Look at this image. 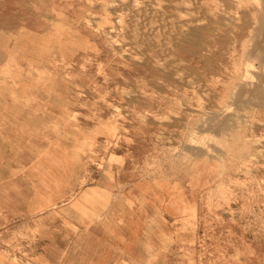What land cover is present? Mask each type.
Segmentation results:
<instances>
[{"label":"rangeland","instance_id":"rangeland-1","mask_svg":"<svg viewBox=\"0 0 264 264\" xmlns=\"http://www.w3.org/2000/svg\"><path fill=\"white\" fill-rule=\"evenodd\" d=\"M262 2L0 0V264H91L139 208L141 264H264ZM53 18L73 40L37 80L13 37Z\"/></svg>","mask_w":264,"mask_h":264},{"label":"crops","instance_id":"crops-1","mask_svg":"<svg viewBox=\"0 0 264 264\" xmlns=\"http://www.w3.org/2000/svg\"><path fill=\"white\" fill-rule=\"evenodd\" d=\"M71 205L66 207V211L68 215L70 214L71 216H74V219H97V216L92 212L83 214L73 211L70 208ZM112 210L113 213H106L105 216L107 219L105 221H111L113 217L117 215L115 208ZM148 220L150 219H147V213L143 212L141 208L123 214V222L120 225L116 224L115 226L112 243H108L106 251L100 247L98 248V246L96 247V245L94 244V246L91 247L92 250L90 251L89 263L91 262V264H108L110 262L111 256L107 255V249H110V251H112V255L114 257H116L115 255L118 253H123L126 255L129 261L131 260L136 264L144 263V261H142L141 259L142 253H144L146 247L145 238L148 236ZM104 226L106 225L104 224ZM159 232L160 230H154V234H152V236H160ZM90 235L92 240H94L95 236L93 235V233H91ZM94 243H96V241H94ZM57 258L58 261L54 262V264H75V260L71 259V256L66 257L64 261L62 260V262L60 261L61 256Z\"/></svg>","mask_w":264,"mask_h":264},{"label":"bare ground","instance_id":"bare-ground-1","mask_svg":"<svg viewBox=\"0 0 264 264\" xmlns=\"http://www.w3.org/2000/svg\"><path fill=\"white\" fill-rule=\"evenodd\" d=\"M262 1V0H261ZM257 2V1H256ZM263 3V2H262ZM258 4H260V1H259V3ZM264 4V3H263ZM260 5H262V4H260ZM196 6V5H195ZM258 6V5H257ZM263 7V6H262ZM258 9V8H257ZM56 11V10H55ZM58 12V11H57ZM262 12L264 13V10H262ZM73 13H75V12H73ZM82 13V12H81ZM162 13V12H161ZM259 13V12H258ZM261 13V12H260ZM259 13V14H260ZM80 14V13H79ZM78 14V15H79ZM59 15H60V13H59ZM262 15H264V14H262ZM62 16H64V15H62ZM259 16V15H258ZM60 17V16H59ZM263 17V16H262ZM200 18V17H199ZM78 19V18H77ZM191 19H193V18H191ZM261 19V18H260ZM259 19V20H260ZM263 19V18H262ZM258 20V21H259ZM204 21V20H203ZM166 22V21H165ZM263 22V21H262ZM261 22V23H262ZM49 26L47 27V30H46V35L44 36V37H40V36H38L37 34H35V33H30V32H28V31H26V32H23V31H21V33H17V34H15L14 35V39L15 40H41L40 42H35L34 43V48H35V50H34V54H33V56L32 57H30V59H29V65H30V67H31V71H32V73H33V76L35 77V79H41L42 78V74H40V72H42L41 70H42V67H43V65H45L44 64V62H46V63H48L49 64V59H51V56H58V54H60V55H65V53H64V51L62 52V50L60 49L61 47H62V44H63V40H73V39H70V38H67V35L68 34H72V31H70V27H68V25L67 24H65V23H63V22H61V21H59L57 18H53V19H51L50 21H49ZM162 25V24H161ZM258 25H259V23H258ZM167 26V25H166ZM169 26V25H168ZM199 26V25H198ZM261 26V25H260ZM255 27H257V26H255ZM155 28V27H154ZM176 28V27H175ZM264 28V27H263ZM153 30V29H152ZM177 30V29H176ZM178 32V31H177ZM175 34V33H174ZM180 34V33H179ZM73 35H76V34H73ZM253 35H255V37L256 38H258V41L259 40H264V31L262 30V29H260L259 27H258V29L254 32V34ZM173 38V37H172ZM169 39V38H168ZM175 39V38H174ZM255 39V38H254ZM42 40H54L53 42H44V41H42ZM166 40V39H165ZM252 40V39H251ZM257 40V39H256ZM160 41H161V39H160ZM256 43V45H257V48H258V44H257V41H255ZM260 43V42H259ZM263 43V42H262ZM260 46H261V44H260ZM259 46V49L261 48ZM262 46H264V45H262ZM256 47V46H255ZM245 48V47H244ZM57 49H60V52L59 51H57L56 52V50ZM254 50V49H253ZM163 52V51H162ZM247 52V51H246ZM192 53V52H191ZM261 54H263L262 53V51H261ZM246 55V54H245ZM258 55V54H257ZM177 56V55H176ZM243 56H244V53H243ZM247 56V55H246ZM114 57H115V55H114ZM174 57V56H173ZM248 57V56H247ZM254 57V56H253ZM257 57V56H256ZM259 57H260V55H259ZM49 58V59H48ZM178 58V57H177ZM249 58V57H248ZM251 58H252V56H251ZM261 58H264V57H261ZM261 58L259 59V60H261ZM176 59V58H175ZM174 59V60H175ZM257 59V58H256ZM52 60V59H51ZM111 61V60H110ZM247 61V60H246ZM262 61V60H261ZM249 62H250V58H249ZM247 63V62H246ZM253 63H254V61H253ZM253 63L251 62V64L250 63H248L249 64V68H248V70L250 71V74H252V72H254V70H255V66L253 65ZM256 63V62H255ZM262 63H263V61H262ZM248 64L246 65V66H248ZM258 64V63H257ZM167 65V64H166ZM170 65H171V63H170ZM183 65V64H182ZM262 64L260 63V66H261ZM180 66V65H179ZM184 66V65H183ZM259 66V68H261ZM246 68V67H245ZM258 68V67H257ZM264 68V67H263ZM262 69V68H261ZM248 71V72H249ZM252 71V72H251ZM258 71V70H257ZM260 71V70H259ZM258 71V72H259ZM20 72V71H19ZM23 72V71H22ZM257 72V73H258ZM262 72V71H261ZM260 72V73H261ZM246 73V72H245ZM256 72L254 73V74H257ZM263 74H264V72H263ZM246 75V74H245ZM248 75H246V80H247V77ZM253 76V75H252ZM254 76H256V75H254ZM261 76V75H260ZM264 76V75H263ZM258 77V76H257ZM245 78V77H244ZM243 78V79H244ZM261 78V77H260ZM45 79V81H46V83H51L52 81H53V77L52 78H44ZM258 79H259V77H258ZM263 79H264V77H263ZM250 80V81H249ZM253 79H249L248 78V81L251 83V81H252ZM261 80H262V78H261ZM256 81H257V79H256ZM259 81V80H258ZM187 82V81H186ZM243 82H245V80L243 81ZM253 82V81H252ZM254 82H255V77H254ZM261 82V81H260ZM264 82V81H263ZM263 82H261V84H264ZM249 83V84H250ZM243 84V83H242ZM241 84V85H242ZM248 84V83H247ZM247 84L246 85H244V87L245 86H247ZM258 84H260V83H258ZM257 84V85H258ZM254 83H253V89H254ZM196 86V85H195ZM243 86V85H242ZM251 86H252V84H251ZM251 86H250V88H251ZM256 86V85H255ZM259 86V85H258ZM262 86V85H261ZM257 87V86H256ZM240 87H238V89H239ZM242 88V87H241ZM258 88V87H257ZM206 89V88H205ZM235 89H236V87H235ZM252 89V90H253ZM207 90V89H206ZM234 90V89H233ZM232 90V91H233ZM248 90H249V88H248ZM248 90H245V91H248ZM256 91L257 90H261V89H255ZM202 91V90H201ZM237 91V90H236ZM250 91H251V89H250ZM261 91H263V90H261ZM200 92V91H199ZM203 92V91H202ZM206 92V91H205ZM234 92V91H233ZM243 92V91H242ZM254 92V91H253ZM260 92V91H259ZM258 92V93H259ZM237 93H239V90H238V92ZM246 93V92H245ZM251 92H249V94H250ZM261 93V92H260ZM236 93H234V95H235ZM241 93H239V95H240ZM243 94V93H242ZM248 94V95H249ZM212 95H213V93H212ZM211 95V96H212ZM232 95V94H231ZM237 96H238V94H237ZM237 96H235V97H237ZM250 96V95H249ZM248 96V97H249ZM254 96L256 97V95L254 94ZM253 96V97H254ZM247 97V96H246ZM247 97V98H248ZM258 97H259V95H258ZM238 98V97H237ZM240 98V97H239ZM244 98V97H243ZM250 98H252V97H250ZM233 99H234V96H233ZM253 99V98H252ZM255 99H257V98H255ZM259 99V98H258ZM235 100V99H234ZM246 100H248V99H245L244 101H246ZM260 100V99H259ZM257 101V102H260V101ZM263 100V99H262ZM261 100V102H263ZM205 101H207V100H205ZM249 101V100H248ZM254 101H256V100H254ZM210 102V101H209ZM208 102V103H209ZM234 102V101H233ZM236 102V101H235ZM241 102V101H240ZM260 102V103H261ZM238 103V102H237ZM236 103V104H237ZM203 104V103H202ZM215 104V103H214ZM233 104V103H232ZM236 104H234V106L236 105ZM238 105V104H237ZM263 105V104H262ZM206 107V106H205ZM237 107V106H236ZM233 108V107H232ZM228 109V108H227ZM226 109V110H227ZM225 110V111H226ZM234 109H232V111H233ZM224 111V112H225ZM223 113V112H222ZM221 113V114H222ZM225 115V114H224ZM221 116V115H220ZM226 116V115H225ZM228 116V115H227ZM224 117V116H223ZM227 118H230V117H227ZM219 119H222L223 121H224V118H219ZM215 121V120H214ZM218 121V120H217ZM227 121V120H226ZM226 121H225V123H226ZM228 121H230V119H228ZM211 122H212V120H211ZM209 123V122H208ZM214 123V122H213ZM216 123V122H215ZM212 124V123H211ZM219 124V123H218ZM218 124H215V125H217L218 127H219V125ZM224 124V123H223ZM222 124V125H223ZM230 124V123H229ZM232 124V123H231ZM210 125V124H209ZM214 125V126H215ZM227 125H228V123H227ZM211 126V125H210ZM226 126V125H225ZM209 127V126H208ZM226 127H228V126H226ZM225 127V128H226ZM216 129V128H215ZM219 129H220V127H219ZM211 130H213L212 128H211ZM211 139H212V137H211ZM212 151V150H211ZM216 153V152H215ZM210 156V155H209ZM7 170V169H6ZM5 172V171H4ZM199 174V173H198ZM195 176V175H194ZM193 178V177H192ZM196 178V177H195ZM210 182V181H209ZM209 184V183H208ZM207 192H209V191H207ZM94 193H95V191H93V190H86L85 191V197L86 198H88V197H91V196H94ZM96 195V194H95ZM207 195V194H206ZM156 224V223H155ZM153 225V224H152ZM155 227V226H154ZM156 228V227H155ZM154 236V235H153ZM146 264H148V263H146Z\"/></svg>","mask_w":264,"mask_h":264}]
</instances>
